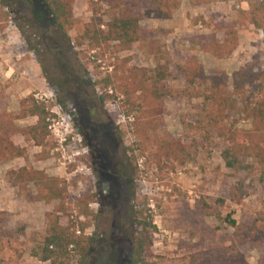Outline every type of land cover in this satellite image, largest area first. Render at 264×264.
I'll return each mask as SVG.
<instances>
[{
	"label": "rangeland",
	"instance_id": "obj_1",
	"mask_svg": "<svg viewBox=\"0 0 264 264\" xmlns=\"http://www.w3.org/2000/svg\"><path fill=\"white\" fill-rule=\"evenodd\" d=\"M178 1L171 19L157 18L146 0L124 1L135 11L144 35L152 41L150 53L147 48L117 52L113 44L102 49H93L87 42L77 45L75 39L91 21L93 8L100 10L104 20L110 19L107 3L76 0L73 12L77 27L69 33L68 47H60L42 0H0V107L17 113L19 100L33 95L46 102L57 116L52 120L46 146L37 147L15 135L13 141L26 148V157L0 162L2 264H50L35 258L32 252L45 240L54 218H60L63 226H72V231L80 230V223H84V234L93 236L83 264H129V239L121 251L109 250L99 243L102 231L109 234L113 216L100 217L97 206L90 204L96 219L81 215V200L95 192L90 146L100 155L101 140L114 142L130 162L133 214L126 230L151 239L145 254L148 262L264 264V176L256 167L251 173L226 167L222 152L228 143L209 117L212 106L204 100V85L191 86L181 71L195 58L206 75L225 72L232 91L234 73L247 66L256 71L264 69V31L242 17L241 12L249 10L246 1ZM229 26L237 30L239 39L232 56L219 59L205 52V42L223 41ZM159 58L168 64L171 76L163 85L166 111L157 130L150 133L191 144L196 152L192 162L168 165L164 172L158 170L152 157V144L144 155L137 151L134 158L128 152L140 142L135 114L127 113L122 97L102 104L99 97L105 91L112 93V86L95 85L109 75L115 80L130 67L154 68ZM257 96L258 83H252L237 99L239 110L245 104L254 105ZM35 122L29 118L18 124ZM223 124L240 130L251 127L242 120L241 111L229 114ZM22 167L66 180L67 199L33 200L12 186L8 172ZM235 186H245L247 190L240 204L231 201ZM32 193L36 194L34 190ZM228 217L236 221L235 226L228 223Z\"/></svg>",
	"mask_w": 264,
	"mask_h": 264
},
{
	"label": "trees",
	"instance_id": "obj_2",
	"mask_svg": "<svg viewBox=\"0 0 264 264\" xmlns=\"http://www.w3.org/2000/svg\"><path fill=\"white\" fill-rule=\"evenodd\" d=\"M98 1L110 6V19L104 20L100 10L93 8L91 21L82 27L80 35L75 39L77 45L87 42L93 49H102L113 44L117 52L147 48L152 53V41L144 35L139 17L124 2L125 0ZM146 1L149 2L154 15L161 19H171L179 7L178 0ZM194 1L196 4H208L211 0ZM240 1L248 2L249 6L248 11L241 12L242 17L256 29L264 31V1ZM42 2L55 26L54 33L58 44L71 43L69 33L78 24L73 12L76 0H42ZM238 46V32L229 26L223 41L207 40L203 47L205 52L211 53L214 57L226 59L232 56ZM161 59L157 60L154 68L130 67L127 73L117 76L115 80L113 75H109L106 79L97 81L95 85H102L104 88L112 86V93L105 91L99 97L102 104L122 97L121 103L127 113L135 114L136 135L140 138V142L134 143L128 148V152L135 158L137 151L144 155L149 149L148 145L152 144L155 149L152 157L158 170L164 172L168 165L183 166L192 162L196 152L191 144H184L181 140L170 137L152 136L150 133V130L154 132L157 130L158 121L166 111L164 99L167 93L163 85L170 78L171 73L168 64L162 63ZM181 71L191 86L204 85V100L212 106L209 117L213 126H217L220 136L228 143L222 152L226 167L235 171H249V173L256 167L264 176V69L256 71L253 67L247 66L234 73L232 91L227 86L228 77L225 72L217 71L211 76L206 75L203 66L195 58H191L182 66ZM252 83H258L256 102L254 105L245 104L239 110L238 100ZM19 106L17 113L8 112L0 107V162L4 164L27 155L26 148L14 143L13 136L20 135L37 147H44L50 136L52 120L57 118L46 102L37 100L33 95L19 100ZM237 111H241L243 121L250 123L249 129L240 130L235 125L223 124L229 114ZM29 118L36 119V122L27 126L18 124V121ZM8 181L21 192L28 193L33 200L64 202L68 197L66 180L49 176L41 170L28 167L10 170ZM33 190L36 192L35 195L32 193ZM246 195L245 186H235L231 201L240 204ZM96 197V194H90L89 197L81 200L83 206L81 215L85 217L90 215L91 219H96L97 216L89 209V204L96 201ZM59 219H51L45 240L32 252V255L50 264H83L94 241L93 236L84 234L86 226L84 223H80L78 234V231H72L73 227L69 224L66 226L60 224ZM227 221L231 226L236 225V221L231 220V217H228ZM138 224L146 226L143 222ZM131 242L130 264H153L145 259L146 250L152 244L151 239L145 235L141 238L134 234Z\"/></svg>",
	"mask_w": 264,
	"mask_h": 264
},
{
	"label": "flooded vegetation",
	"instance_id": "obj_3",
	"mask_svg": "<svg viewBox=\"0 0 264 264\" xmlns=\"http://www.w3.org/2000/svg\"><path fill=\"white\" fill-rule=\"evenodd\" d=\"M59 46L63 47L64 45ZM69 82L74 84L73 80ZM100 149L99 155L95 147L90 146V175L93 179V188H95L93 194L97 195L96 201L90 203V206H97L96 214L101 215L100 217L112 215L113 223L110 226L109 234L106 231L101 232L99 243L109 250L121 251L126 246V240L129 239L131 252V240L134 234L126 230L127 225L131 224L130 214H133L130 202L133 189L129 179L130 162L126 156L121 154L117 145L110 140L105 143L101 140ZM114 191L117 192V196L114 195Z\"/></svg>",
	"mask_w": 264,
	"mask_h": 264
}]
</instances>
